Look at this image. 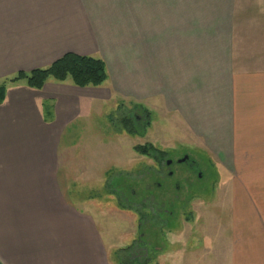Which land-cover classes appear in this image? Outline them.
<instances>
[{
    "label": "crops",
    "instance_id": "0c3cea01",
    "mask_svg": "<svg viewBox=\"0 0 264 264\" xmlns=\"http://www.w3.org/2000/svg\"><path fill=\"white\" fill-rule=\"evenodd\" d=\"M235 5L0 0V85L70 53L103 60L108 71L100 87L8 88L0 105L2 264H108L99 222L73 207L59 174L67 131L113 102L172 115L234 172V194L250 195L244 203L234 196L227 264H264V53L237 48ZM240 204L254 215H240Z\"/></svg>",
    "mask_w": 264,
    "mask_h": 264
},
{
    "label": "rangeland",
    "instance_id": "374dc122",
    "mask_svg": "<svg viewBox=\"0 0 264 264\" xmlns=\"http://www.w3.org/2000/svg\"><path fill=\"white\" fill-rule=\"evenodd\" d=\"M235 6L237 48L264 53V0H236ZM120 103H105L102 111L76 122L60 153L61 191L74 208L99 222L107 263L120 264L122 250L136 246L150 264H227L234 196L244 203L250 193L234 194L231 186L240 179L185 135L172 115ZM146 112L151 125L143 132ZM134 120L137 135L126 130V122ZM149 144L166 153L163 163L135 151ZM184 154L196 162L194 168L177 163ZM239 211L254 215L242 204Z\"/></svg>",
    "mask_w": 264,
    "mask_h": 264
},
{
    "label": "trees",
    "instance_id": "16d2710c",
    "mask_svg": "<svg viewBox=\"0 0 264 264\" xmlns=\"http://www.w3.org/2000/svg\"><path fill=\"white\" fill-rule=\"evenodd\" d=\"M108 80L107 66L103 60L96 59L90 56H80L76 54H66L50 67L38 69L32 72H20L12 79H6L0 85V105L6 99L8 87L15 85H25L30 89L42 90L49 81L57 83H65L71 81L72 84L79 88L100 87ZM149 112L144 115L142 128L145 132L151 125ZM138 121V120H137ZM134 122H126V130L131 135H137L139 125ZM137 123V122H136ZM139 124V122H138ZM128 128V129H127ZM135 151L146 157H150L158 163H163L166 153L157 149L153 145L138 146ZM160 215V214H158ZM144 226L147 216H142ZM160 217V216H159ZM142 238V237H141ZM119 257L120 264H150L149 259L145 258V253L142 250L137 251V247L132 246L125 250Z\"/></svg>",
    "mask_w": 264,
    "mask_h": 264
},
{
    "label": "flooded vegetation",
    "instance_id": "af4514ba",
    "mask_svg": "<svg viewBox=\"0 0 264 264\" xmlns=\"http://www.w3.org/2000/svg\"><path fill=\"white\" fill-rule=\"evenodd\" d=\"M176 161H177L178 164H185V165H188V167H190V168H194L196 166V162L195 161H192L190 155H187V154H184L181 158H179ZM169 162H171V163L168 164ZM172 162L173 161H171V160H167L166 161V165L167 166H171L172 165ZM173 173H174L173 171L169 170L168 171V176L169 177L174 176ZM199 177L202 178V175L200 174ZM142 236L144 237V233L142 234Z\"/></svg>",
    "mask_w": 264,
    "mask_h": 264
},
{
    "label": "water",
    "instance_id": "95a60500",
    "mask_svg": "<svg viewBox=\"0 0 264 264\" xmlns=\"http://www.w3.org/2000/svg\"><path fill=\"white\" fill-rule=\"evenodd\" d=\"M170 163H171V162H169L168 164H170ZM0 264H2L1 261H0Z\"/></svg>",
    "mask_w": 264,
    "mask_h": 264
}]
</instances>
